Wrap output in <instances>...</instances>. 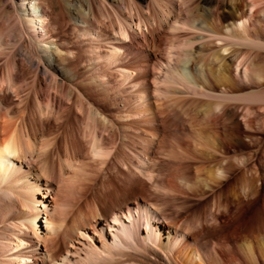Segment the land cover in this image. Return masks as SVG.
Returning a JSON list of instances; mask_svg holds the SVG:
<instances>
[{
	"label": "rangeland",
	"instance_id": "rangeland-1",
	"mask_svg": "<svg viewBox=\"0 0 264 264\" xmlns=\"http://www.w3.org/2000/svg\"><path fill=\"white\" fill-rule=\"evenodd\" d=\"M38 1L48 15L46 30L48 46L52 47L51 54L41 52L34 34L16 28L17 16L21 11L20 0H0L1 39L12 32L18 34L19 31L24 36L22 48L19 43L13 47L3 44L2 47L6 48L3 47L5 50L0 52V75L7 55L11 53L21 71L15 83L20 98L5 91L7 99L4 100V107L10 111L6 116L8 119L16 117L29 97L28 112L34 113L36 108L38 110L36 101H33L35 84L41 89L39 99L43 105H48L47 108H41L43 112L47 109L41 117L51 122L47 129L49 136L56 134L62 146L65 140L73 145H78L80 140L86 145L90 138L84 128L88 109L105 123L112 121V130H100L106 137V148L110 155L86 157L85 161L89 164L87 168L93 175L83 182L89 185L87 197L110 202L115 214L96 217L89 226L81 228L83 235H74L72 240L56 238L53 230L46 233L41 222L37 232L40 236L55 238L53 242L57 244L51 247L48 240L38 238L29 229L23 228L26 232L23 233L18 228L17 214L20 208L13 206L7 218L4 211L0 215V244L3 243L0 264H24L15 257L19 251L28 256V263L74 264L84 259L86 250H90L89 246L102 248L103 244L119 241L121 228L137 219L141 209L156 214V218L148 215L153 226L176 223V231L178 235H184V239L196 232L198 244L209 253L214 241L223 242L232 227L227 222L226 225L221 222L223 216L219 211L215 212L212 206L214 198L209 188L214 183L209 179V171L217 160L226 161L234 156L239 166H242L247 154L259 157L258 154L264 152V142L260 140L261 129H256L250 139L245 126L248 117V101L245 99L257 93L261 89L260 82H263L256 79L250 68L264 63V0L252 10L247 6L250 0H124L120 4L115 0H81L83 6L80 9L83 13L89 11L92 20L85 30L74 6L64 0ZM22 2L26 7L32 3L31 0ZM215 8L222 17L218 26L211 21ZM259 8H262L261 12L257 11ZM194 14L200 17V23L190 27L189 21ZM241 15H245L242 19L244 23L239 26L237 18ZM208 24L214 31L218 30L220 35L211 31ZM121 27L127 33V38L121 34ZM254 38L263 47L247 44ZM40 45L45 47L43 43ZM224 48L226 51H223ZM27 50L41 58L37 77L33 74L35 65L26 59ZM185 50L191 55L188 69L190 76L195 77L194 88L174 82L169 77V71L178 64L177 59ZM241 58L248 60L243 66L236 67ZM202 63L204 66L199 67ZM48 64L54 67L52 73L56 83L63 86L58 87V90H55L56 86L50 78L39 79L44 77L42 69ZM124 67L133 72L125 71ZM199 68L204 73L210 72L211 81L207 80L210 83L205 81L204 75L198 74ZM218 72H225L228 80L224 82L217 77ZM69 91L73 92V104L68 112L70 120L58 126L67 113ZM79 101L83 106L77 109ZM146 102L154 103L150 107L156 118L154 128L157 133L147 149L149 155L143 151L144 146H148L145 143L151 129L143 122L145 116L139 113ZM213 103L220 104L215 118L212 115L204 116L206 107ZM258 105L255 104L254 110L264 111V104ZM34 125L40 127L38 123L34 122ZM198 130L214 138V148H202L201 152H195L189 147L188 136L191 137ZM225 132L233 133V137L237 135L236 141L230 143L233 147L229 155L223 154L222 148H216V143ZM248 143L254 144L250 150L245 147ZM212 155H216V160L212 159ZM42 162L43 155L35 158L28 167L22 163L21 176L24 184H37L39 191L35 197L49 209L54 198L60 201V186L52 182L51 187L47 188L50 181H46L41 174ZM177 175L183 178L182 182L177 181L180 192L166 191L164 187L172 188ZM128 176L139 177L144 182L142 195H137V198H124L121 183ZM104 191H107L108 198H102L101 192ZM193 193L199 195L193 196ZM13 199L17 200L14 195ZM250 209L247 207L244 210L239 216L240 220L250 214ZM212 213L217 218H212ZM140 223L141 220L138 222L139 241L145 234L144 226ZM188 225L189 231H185ZM20 238L27 243L23 242L14 248L21 242ZM243 242V238L238 237L235 242L228 243L220 263L254 264L246 257ZM46 247L49 251L56 249L55 259L48 257ZM176 249L170 247L163 250L143 241L135 248L123 247L124 256L117 257L119 263L115 264H186L181 256L176 258Z\"/></svg>",
	"mask_w": 264,
	"mask_h": 264
},
{
	"label": "bare ground",
	"instance_id": "bare-ground-1",
	"mask_svg": "<svg viewBox=\"0 0 264 264\" xmlns=\"http://www.w3.org/2000/svg\"><path fill=\"white\" fill-rule=\"evenodd\" d=\"M31 1L32 3H30V7H26L22 0H20L19 8L21 7V11L17 16L18 18L16 28H20V30L22 28V31L24 30L25 32L34 34L41 52L51 54L52 47L48 46V31L46 30L48 15L38 0ZM64 1L77 9V13L81 19V23L83 24V29L85 30V28L89 26L92 21L90 12H82L80 9L83 6L80 4L81 0ZM115 1L120 4L124 0ZM262 2V0H250L247 6L252 10V8L257 7ZM257 11L261 12L262 8H259ZM244 16L245 15H241L237 18V20L240 21L239 26L243 25L244 22L242 19ZM191 18L192 19L189 21L191 24L190 27H195L196 24L200 23L198 22V19L200 18L198 15L194 14ZM211 19V21H213V23H215L217 26L222 21L221 14L218 12L217 8H215L213 14L211 15ZM199 27L201 26H198V28ZM214 30L215 29H211V31H213L216 35H220V33L217 32L218 30ZM121 34L123 37L127 38V33L124 29H122V27ZM23 37L24 36L20 31L18 34L12 32L11 34L7 35L6 38L1 39L0 37V52L6 48L4 46V48L2 47L3 44L13 47L15 44L19 43L20 48H22V40L24 39ZM247 38L249 39V37ZM249 42L250 43L247 42V44H251L255 47H263L260 45L261 42L259 43L256 41V38L250 40ZM40 43L45 44V47L40 45ZM223 51H226V48H224ZM26 53V59L28 62L32 65H35L33 74L34 77H37V70L40 67L39 61L41 58L31 50H27ZM13 55V53L7 55L6 61L3 65V73L0 75V215L4 211L5 218H7L8 215H11L9 212L12 210L11 208L13 206H19L20 209L17 214L18 228L21 230H23V228L29 229L31 233L36 235L38 238L48 240L51 243V247H53L57 244V242H53L55 239L54 237L47 238L46 235L40 236L37 232L38 226H40L41 222L44 223V229L46 230V233H48L49 230H53L55 232L56 238L71 239L74 235H83L82 232H80L81 228H83L85 225L89 226L88 224H91V221L96 217H101L106 214H115L112 204H109L110 202L107 203L104 199L102 200L101 198L96 197L89 199L86 195V189L89 187V185H85L83 182L85 179H87V177H89V175H93V172L87 168L89 164L85 161V158L89 155L97 157H107L110 155V151L106 148V137L101 133V131L104 129L112 130L114 123L112 121L110 122V120L105 123L104 120H101L99 117L97 118V115L94 111L88 109V113L85 117L84 128L87 129L85 134L90 135V138L86 141V145L80 140H78L79 144L77 143L79 146L75 144L73 145L72 143L69 144V142L65 140L62 146V144L60 145L56 134L49 136L50 133H48L47 129L51 125V122L47 118L45 119L41 117V114H45V110H47L44 109L43 112V109L41 108H47L48 105H43L42 100L39 99L41 89L37 88L35 84V90L33 91L35 97H33V101H36L35 103L38 107V110L36 108V112H28L30 101L29 97V100H27L24 106L19 109V114L16 117H13V119L8 116L10 118L8 119L6 115L10 111L8 112L4 107V100L7 99L5 91H10L20 98L15 83L16 77L21 71L19 72V68ZM35 59H38L37 62H34ZM207 59L209 60V58ZM190 60V52L185 50L181 57L177 59L178 64L169 71L170 80L172 79L174 82L181 83L183 85H189L191 88H194L196 86L195 77L193 78L190 76L188 69ZM198 60L199 59H197V61ZM247 60V58H241L238 61L236 67L239 65L243 66ZM202 66H204L203 63L199 65V67ZM245 68L247 69L246 65ZM52 69H54V67L51 64L44 66L42 69V75L44 77H39V79L43 80L45 78H50V80H52L53 84L56 86L55 90H58V87L63 86L62 84L58 85L56 83L55 78H53ZM124 69L130 73L133 72V70L130 68L124 67ZM250 69L253 71L252 73H254L256 79L263 82H260L259 85L261 86V89L257 93L254 92L245 99L248 101V105L246 107L248 117L245 120V126L248 129L247 136L249 138L253 132L255 133L256 129H261L260 140L264 142V111L254 110L255 104H264V63L262 66H260L259 63L255 64ZM198 74L204 75L206 79L205 81H211L210 72L204 73V71L202 72V69L199 68ZM225 74V72H218L217 77H219L221 80H224L225 82L228 80V75L226 76ZM72 91L67 92V97L68 100H70V103L68 105L64 120L58 123V126H61L70 120L68 112L70 111V105L73 104V101L71 100L73 94ZM77 101L78 99L76 98V102ZM151 104L150 102H146L144 107H141L139 110L140 115L145 116V118H143V122L151 129L148 132V140H146L148 144L144 141V143L148 145L144 146L145 151H143V153L146 155H149L147 149L149 148V144L154 142L157 134L154 128V122L156 118L153 117L154 112L150 107ZM81 105L82 102L79 101L76 105L77 109H80ZM219 106V103H213L209 107H206L207 110L204 112V116L212 115L214 117V115H217L216 110ZM69 115H71V112ZM217 118L218 117H216V119ZM34 122L38 123L40 127L34 125ZM194 130L196 131L195 128ZM235 136L233 137V133L231 132H225L222 139L216 143V148H222L223 154L229 155L228 153L230 148L233 147L230 143L231 141H236ZM188 138L189 140H187V144L195 152H201L202 148L209 150L210 148H214V138L210 134L205 135L202 134V132L200 133L198 130L197 132H193L192 136H188ZM252 146L254 147V144L251 145L248 143L245 145V147L249 150L250 147L252 148ZM83 150H85V152ZM82 151L84 153H82ZM247 153L250 152H246V154ZM42 155L43 162L40 170L42 176L45 177V180L47 181V179H49L50 181L47 184V188L51 187L52 182H57L60 186L58 187L59 189L57 188L59 191L58 194L60 201H57L56 198H54V200L51 201V207L49 209L42 201L37 200L35 197V193L39 191L37 184H24L21 176L22 163L23 165L26 164L28 167L30 164H32V162H34L35 158ZM258 155L259 157H256V155L254 156L252 153L250 155L247 154L248 157L247 159L245 158L246 160L242 166H239L237 158L234 156H230L226 161L225 159L224 161L217 160L213 168L209 171V179L214 183L209 188L211 191L210 195H212L214 198L212 206L214 205L215 212L219 211V214L223 216V219L221 218L222 223L225 225L227 223L228 225H232L228 233V237H223V242L214 241L209 253H206V250H204V248L198 244L196 232L191 233L189 238L185 237L184 239V235H178L176 231V223L167 222L166 226H153L149 222L148 215H150L151 218H156V214L154 212H145V210L141 209V214L139 217H137V219H135L130 225H124L121 228V235L118 239L119 241H112L110 243L103 244L102 248H95L92 245L89 246L90 250H86L84 259L74 264L119 263L117 257L124 256V252L122 251L123 247L135 248L137 245L140 246L143 241L146 244H148V242L152 243L163 250L169 249L170 247H177L175 252L176 258L181 256L183 260L187 262L186 264H221L220 261H222V257L225 254L224 249H226L228 243L230 244L235 242L238 237L243 238V249L249 261L254 264H264V152L259 153ZM254 157L256 158L254 159ZM212 159L216 160V155H212ZM255 165L257 166L256 168ZM253 168L254 171H252ZM178 175L175 177L176 182H173L175 188L173 185L172 188H167L168 186H165L164 189L166 191L174 193L179 191L180 188L178 189L179 184H177V181L182 182L183 178L182 176ZM131 176H128V180L126 179V181H122L121 183V189L124 198H137V195H142L141 190L144 188L143 180L139 177ZM13 195L17 200L13 199ZM101 195L102 198H106L108 193L107 191H104L101 192ZM191 195L196 196L199 194L193 193ZM51 197L54 196L51 195ZM40 206H42V208H40ZM247 207L252 208L250 209V214L248 213V216L246 215L247 217H243V215V218L240 220L239 216ZM127 209L129 208L127 207ZM211 216L212 218H217L215 213H212ZM140 220L142 222L140 224L144 226L145 234L139 241L138 222ZM199 225H201L200 222ZM189 226L190 225L185 228V231H189ZM202 230L203 227L200 231ZM23 231V233H26L25 230ZM20 241L21 242L17 243L14 248H18L23 242H25L23 238H20ZM2 244H0V252L3 249ZM46 250L49 254L48 257L53 259L57 257L56 249H53L54 251H49V249L46 247ZM15 257L19 259V262L24 264H38L37 262H26V258L28 256L24 255L20 251L15 254Z\"/></svg>",
	"mask_w": 264,
	"mask_h": 264
}]
</instances>
